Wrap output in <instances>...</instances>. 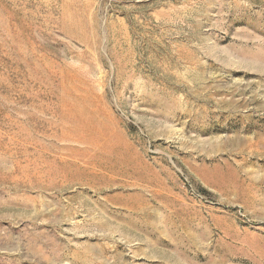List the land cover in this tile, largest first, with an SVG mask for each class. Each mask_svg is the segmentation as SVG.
Segmentation results:
<instances>
[{
	"label": "rangeland",
	"instance_id": "rangeland-1",
	"mask_svg": "<svg viewBox=\"0 0 264 264\" xmlns=\"http://www.w3.org/2000/svg\"><path fill=\"white\" fill-rule=\"evenodd\" d=\"M0 264H264V0H0Z\"/></svg>",
	"mask_w": 264,
	"mask_h": 264
}]
</instances>
